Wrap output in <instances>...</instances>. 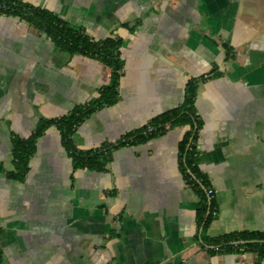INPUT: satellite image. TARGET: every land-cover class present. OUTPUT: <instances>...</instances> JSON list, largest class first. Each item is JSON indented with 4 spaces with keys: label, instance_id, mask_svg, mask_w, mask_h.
<instances>
[{
    "label": "crops",
    "instance_id": "1",
    "mask_svg": "<svg viewBox=\"0 0 264 264\" xmlns=\"http://www.w3.org/2000/svg\"><path fill=\"white\" fill-rule=\"evenodd\" d=\"M19 1L93 40H122L118 99L77 127L79 150L180 106L197 79L201 179L181 159L186 127L116 147L90 171L73 169L54 126L36 140L24 179L8 178L13 138L96 99L110 70L0 15V264H264L259 245L207 242L264 233V0Z\"/></svg>",
    "mask_w": 264,
    "mask_h": 264
},
{
    "label": "trees",
    "instance_id": "2",
    "mask_svg": "<svg viewBox=\"0 0 264 264\" xmlns=\"http://www.w3.org/2000/svg\"><path fill=\"white\" fill-rule=\"evenodd\" d=\"M0 2H5L9 6L8 10H0V15L17 16L42 31L62 51L71 55L78 54L96 59L110 70L109 83L99 90L96 99L86 105L74 108L70 113L59 118L40 121L34 133L27 139L13 138L12 162L14 170L6 174L8 178L19 181L24 179L28 171L29 159L35 150L36 140L45 130L54 126L59 130L62 145L72 160L73 169L90 171H102L110 160L111 150L116 147L134 145L160 136L175 127H186L187 131L180 143L181 159L185 169L189 171L187 176L201 179L196 169L195 138L200 125L194 109L197 79H192L187 83L184 102L180 106L157 116L140 130L125 135L121 141L102 145L96 149L79 150L72 142V135L77 127L94 111L111 106L118 99L116 87L122 69L120 53L122 40L118 37H107L96 41L88 37L84 31L70 27L65 21L46 9L34 8L19 0H0ZM148 127L151 130H148ZM0 172H2L1 166ZM210 214L211 211L206 217L205 227L209 223ZM207 242L211 246H222L223 248H230L237 242H243L238 247L259 245L260 250L264 253V233L231 234Z\"/></svg>",
    "mask_w": 264,
    "mask_h": 264
},
{
    "label": "built area",
    "instance_id": "3",
    "mask_svg": "<svg viewBox=\"0 0 264 264\" xmlns=\"http://www.w3.org/2000/svg\"><path fill=\"white\" fill-rule=\"evenodd\" d=\"M9 6L5 3V2H0V10L4 11V10H8ZM148 130H151L150 127L147 128ZM207 196L209 198L212 197L213 195V190L211 188H209L206 192ZM213 215H215V213L213 212Z\"/></svg>",
    "mask_w": 264,
    "mask_h": 264
}]
</instances>
